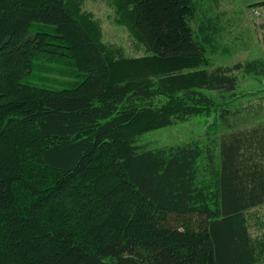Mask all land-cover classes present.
Returning a JSON list of instances; mask_svg holds the SVG:
<instances>
[{
	"label": "trees",
	"instance_id": "16d2710c",
	"mask_svg": "<svg viewBox=\"0 0 264 264\" xmlns=\"http://www.w3.org/2000/svg\"><path fill=\"white\" fill-rule=\"evenodd\" d=\"M112 2L147 56L108 60L77 0H0V264H260L262 126L223 146L220 172L207 151L204 180L199 145L137 142L264 62L197 70L196 0Z\"/></svg>",
	"mask_w": 264,
	"mask_h": 264
},
{
	"label": "rangeland",
	"instance_id": "374dc122",
	"mask_svg": "<svg viewBox=\"0 0 264 264\" xmlns=\"http://www.w3.org/2000/svg\"><path fill=\"white\" fill-rule=\"evenodd\" d=\"M112 1L77 0L80 14L95 24V31L99 32V42L105 48L107 59L116 61L147 56L144 48L133 39L128 29L117 22L118 15ZM259 2L264 0H196L195 15L187 22L193 38L202 44L206 59V65L200 66L197 70L211 72L218 67L224 68L257 60L264 62V7H249ZM38 64L65 68L52 62L39 61ZM195 70L188 71V74ZM38 75L41 76V73ZM48 75L44 74L45 77ZM240 76L237 75L241 81L237 93L234 95L227 93L224 96L221 92L202 90L203 99L193 101L190 105L193 109L188 110L196 112L177 114L171 124L142 133L139 135L137 145L146 149H157L197 144L203 151L201 159L203 180L204 177L209 179L212 173L206 172L208 166L206 153L212 151L211 142L216 138L210 139L209 142L207 136H216L219 112L223 111L224 107L234 109L233 99L239 96L238 100L246 102L245 110L252 111L249 115L257 118L254 122H260L258 125L260 127L264 123V77L240 78ZM34 82L45 88L53 85H49L50 82L37 80ZM206 97L209 98V103ZM204 105L208 106L209 111H205ZM247 218L252 235H257L259 241L264 242V207L258 212L253 210L247 212ZM260 264H264V246Z\"/></svg>",
	"mask_w": 264,
	"mask_h": 264
},
{
	"label": "crops",
	"instance_id": "0c3cea01",
	"mask_svg": "<svg viewBox=\"0 0 264 264\" xmlns=\"http://www.w3.org/2000/svg\"><path fill=\"white\" fill-rule=\"evenodd\" d=\"M238 72L235 73V75H241L237 74ZM243 77L242 75L240 78ZM248 76L244 77L247 78ZM242 80V79H240ZM239 77H237V84H236V89L234 93H237L239 90V87L241 84L239 81ZM234 93L232 95H234ZM226 93L221 92V95L225 96ZM238 97H234L233 102H234V109L231 108H225L223 111H220L218 114V126H217V134L216 136L208 135L207 139L210 142V139L216 138L212 140L211 146H212V151L215 153V155L218 157L217 158V167L218 171L220 172V167L222 163V158H221V153L223 146L225 148L229 147L232 144H235L236 142L239 141H244L245 139H251L255 138L254 134L257 131V127L260 122H254L255 119L257 120L256 117L250 116L249 113L252 111L250 110H245L246 107V102L245 100H238ZM236 102V104H235ZM245 103V104H244ZM244 105V106H243ZM254 112V111H253ZM264 129V123H262V128ZM210 151V150H209ZM264 207V206H263ZM263 207L254 210L256 212L261 211Z\"/></svg>",
	"mask_w": 264,
	"mask_h": 264
}]
</instances>
